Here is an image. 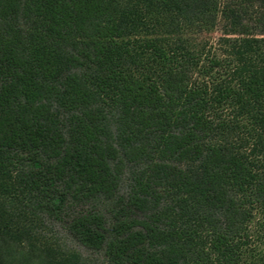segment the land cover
Listing matches in <instances>:
<instances>
[{
  "label": "trees",
  "instance_id": "16d2710c",
  "mask_svg": "<svg viewBox=\"0 0 264 264\" xmlns=\"http://www.w3.org/2000/svg\"><path fill=\"white\" fill-rule=\"evenodd\" d=\"M50 225L264 264V0H0V264H90Z\"/></svg>",
  "mask_w": 264,
  "mask_h": 264
},
{
  "label": "rangeland",
  "instance_id": "374dc122",
  "mask_svg": "<svg viewBox=\"0 0 264 264\" xmlns=\"http://www.w3.org/2000/svg\"><path fill=\"white\" fill-rule=\"evenodd\" d=\"M218 34H213V37H217ZM128 192V181L124 183L121 189V195H126ZM50 230L48 232V238L52 242L59 243L60 245L66 247L67 249H73L80 252L84 258L89 259L90 264H105V259L102 255H96L86 250L85 248L78 245L74 239L68 234V232L58 225H50ZM261 246L264 247V239L260 242Z\"/></svg>",
  "mask_w": 264,
  "mask_h": 264
}]
</instances>
